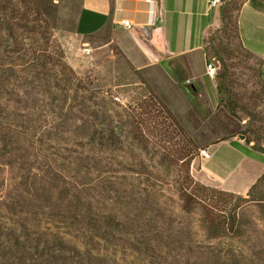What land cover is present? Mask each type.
Listing matches in <instances>:
<instances>
[{"label":"rangeland","instance_id":"obj_1","mask_svg":"<svg viewBox=\"0 0 264 264\" xmlns=\"http://www.w3.org/2000/svg\"><path fill=\"white\" fill-rule=\"evenodd\" d=\"M79 3L0 0V264H77L75 246L90 244L99 248L91 252L104 258L102 264H199L200 258L212 264L206 258L215 255L218 264H264L259 205L239 203L235 213L253 225L240 240H208L199 228L206 210L198 204L190 213L183 209L187 191L207 194L199 186L215 191L208 193V208L221 216L233 213L237 203L216 194L231 192L202 176L200 148L244 133L250 145L264 150V65L239 41L240 0L220 6L225 21L205 40L217 72L215 54L225 61L229 94L222 91L210 106L197 90L215 92L211 79L178 83L192 104L182 114L171 85L135 70L109 43L108 29L77 34ZM58 184L96 213L122 218L130 211L134 217L144 206L145 218L169 226V238L190 243L193 251L166 255L151 237L152 257L137 244L138 235L94 232L70 219L74 210L59 196ZM58 234L69 242L63 250L52 237ZM204 246L215 247L216 254Z\"/></svg>","mask_w":264,"mask_h":264},{"label":"crops","instance_id":"obj_2","mask_svg":"<svg viewBox=\"0 0 264 264\" xmlns=\"http://www.w3.org/2000/svg\"><path fill=\"white\" fill-rule=\"evenodd\" d=\"M222 4L212 8L207 0H80L76 32L91 37L108 29L109 43L135 70L145 74L151 82L171 85L183 102L182 109L174 104L182 114L192 104L180 95L177 84L199 83L203 77L211 79L206 73L209 60L205 40L209 31L221 24ZM124 21L130 28L122 24ZM236 24L243 48L264 62V0H243ZM211 80L216 91L208 92L198 87L197 97L214 106L218 93L214 79ZM234 141L236 137L200 148L208 154L206 158L200 157V171L223 191L245 195L264 172V164L243 156L230 145ZM238 142L243 144L240 138ZM216 152L225 164H235L233 169L214 160ZM238 155L241 159L236 163Z\"/></svg>","mask_w":264,"mask_h":264},{"label":"trees","instance_id":"obj_3","mask_svg":"<svg viewBox=\"0 0 264 264\" xmlns=\"http://www.w3.org/2000/svg\"><path fill=\"white\" fill-rule=\"evenodd\" d=\"M234 1V0H229ZM243 0H240V3L237 7V11L240 9V6L242 4ZM220 18L221 23H224L225 21V14L223 10L220 8ZM237 25V24H236ZM2 44V43H1ZM4 47H6L5 44ZM205 53L208 57L207 50L205 49ZM250 56H253L248 52ZM215 57L220 61L221 63V71L217 72L216 75V89L218 95L222 94V91L225 92L226 95L229 94L228 88H227V81H228V68L225 64V61L222 59V57L218 53L215 54ZM262 61V60H261ZM263 62V61H262ZM264 65V62H263ZM263 75V74H262ZM221 101V100H220ZM239 135H243L244 133L238 134L237 136H230V138H235L237 141L230 142V145L234 148H236L243 156H248L254 159H257L258 161L262 162L264 164V150L263 148L256 149L255 146L250 145V141L247 139V137L244 136L243 144L241 145L239 140ZM229 138H222L219 141H226ZM219 152V151H218ZM193 155H191V152H188L184 155V158L186 159L185 162L189 163L190 160H192ZM213 159L221 163L222 165H227L230 167L229 169H233L235 164H225L222 162V159L219 157L218 153L216 152L213 154ZM239 159H241V155H238V159L236 160V163L239 162ZM226 166V167H227ZM29 169V167H28ZM54 180V178H52ZM55 180H57L55 178ZM59 185V184H58ZM193 189V188H192ZM197 189H203L207 194L203 197H199L197 194H195L194 190H189L185 193V205L183 207L184 211L187 213H190L193 210V207L191 205L198 204L206 211L204 212V217L201 220L199 228L204 232L206 235V238L209 240H216L223 237H229L233 239H243L246 227H250L253 225H250L248 222L242 221L239 216L235 213L236 209L242 207L239 203H254L256 205L260 206V212L262 215V218L264 220V172L257 178V180L253 183V185L249 188L248 192L246 193L245 197H241L236 194H225L224 192H216V194H220L223 196H229L233 197L236 200V205L233 208V213H229L226 217L221 216L215 212H213V209L208 208V206H211L208 203V193H215L214 190H211L209 188L199 186ZM227 193V192H226ZM58 194L61 198H64L67 201V205L71 206L73 208L72 217L70 218L72 221L84 225L86 228L94 231L102 233L103 235H109L112 238L115 236L113 235V232L119 233V234H127L136 236L138 235L139 239L136 240L137 244L141 246L143 251L145 253H151L152 257L155 254V248L150 247L151 242L153 239L151 237H154V241L156 243V250L162 251L166 255H170L173 257H177L183 253L184 250H187L189 252H192L193 249L190 246V243L187 244L185 247L183 242H177L173 238L170 237V227H164L161 228L157 225V223H153L151 219H147V213L149 212L146 207H140L139 213H136L134 217L130 215V211H125V214H123L122 218H119L113 214L107 213V214H100L96 213L92 210V207L89 206L78 194H71L68 190V188L63 184L59 185V191ZM128 207H130L131 201L126 202ZM142 203H146L145 200H143ZM189 205V206H188ZM207 206V207H206ZM73 222V223H74ZM167 235V237L163 238V236ZM163 235V236H162ZM53 239L56 241L54 242L55 245H59V250H63L64 246L68 244L69 242L66 240L65 237L58 235H52ZM91 246L89 248L80 249L79 247L75 246L74 251L75 255L72 256V259L77 264H102L101 262L104 260L101 256L93 255L92 250H94L96 247ZM205 249L210 250L211 253L214 254L215 247L213 246H204ZM200 248V246H199ZM95 251H99V248H96ZM216 254V253H215ZM214 254V255H215ZM159 254L157 255V257ZM215 257V259H214ZM214 257H207L208 259H212V264H218L219 259L218 256L215 255ZM199 264H203L205 261L202 262V259H199Z\"/></svg>","mask_w":264,"mask_h":264},{"label":"built area","instance_id":"obj_4","mask_svg":"<svg viewBox=\"0 0 264 264\" xmlns=\"http://www.w3.org/2000/svg\"><path fill=\"white\" fill-rule=\"evenodd\" d=\"M223 0H207V3L209 7L215 8L218 7L220 4H222ZM126 28H130V25L127 21H124L122 23ZM217 66L213 63V61H208L206 64V73L211 79H215L217 75ZM263 78H264V73H263ZM199 156L202 158L208 157V154L205 150H199Z\"/></svg>","mask_w":264,"mask_h":264},{"label":"water","instance_id":"obj_5","mask_svg":"<svg viewBox=\"0 0 264 264\" xmlns=\"http://www.w3.org/2000/svg\"><path fill=\"white\" fill-rule=\"evenodd\" d=\"M244 139V136H241Z\"/></svg>","mask_w":264,"mask_h":264}]
</instances>
